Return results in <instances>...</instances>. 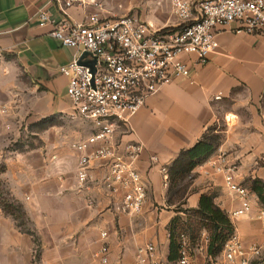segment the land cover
Returning a JSON list of instances; mask_svg holds the SVG:
<instances>
[{
    "label": "crops",
    "instance_id": "crops-1",
    "mask_svg": "<svg viewBox=\"0 0 264 264\" xmlns=\"http://www.w3.org/2000/svg\"><path fill=\"white\" fill-rule=\"evenodd\" d=\"M62 1L0 0V106L13 109L0 114V136L10 128L19 136L23 122L54 123L34 134L39 143L31 149L11 152L0 145V264H103L99 252L104 245L108 264H134L138 249L147 244L168 259L169 225L176 216L167 205L170 168L216 125L222 129L221 144L193 171L185 208L198 209L203 196H211L245 246L261 247L253 264H264V226L258 218L263 207L251 191L253 180L264 183V36L236 33L234 24L216 30L219 48L209 63L184 57L190 77L162 86L129 117V127L116 129L111 144L122 154L129 145L143 146L135 168L148 184L147 197L141 214L132 216L117 210L126 190L111 193L105 188L109 161L93 162V181L80 190V159L102 143L84 153L76 149L96 132L91 122L65 116L71 111L69 79L60 68L73 60L76 50L51 36V24L38 22L42 10L53 20L62 19L61 6L69 0ZM148 3L141 16L136 14L141 20L156 28L181 24L172 0ZM113 6L112 0H75L67 13L76 23L93 14L120 17ZM222 163L234 166L237 183L251 192L247 216L230 215L241 201L216 171ZM12 203L19 205L21 217L6 211ZM207 255L206 246L195 250L196 264H203Z\"/></svg>",
    "mask_w": 264,
    "mask_h": 264
},
{
    "label": "built area",
    "instance_id": "built-area-1",
    "mask_svg": "<svg viewBox=\"0 0 264 264\" xmlns=\"http://www.w3.org/2000/svg\"><path fill=\"white\" fill-rule=\"evenodd\" d=\"M53 1L63 4L62 0ZM74 3L75 0L65 1L59 21L42 10L38 22L40 26L51 24V36L63 47L76 50L73 60L60 68L61 74L69 79L67 93L71 111L65 116L89 121L96 129L76 149L84 153L90 145L102 143L95 152L80 159L77 169L80 190H85L93 181L91 164L107 160L105 188L111 193L121 188L126 190L117 210L139 215L148 189L147 182L135 168L143 146L129 145L126 154H122L111 144L116 129L120 124L129 127V117L137 114L162 86L177 78L190 77L191 69L184 57L196 56L201 65L209 63L219 48L216 30L234 24L236 33L264 36V0H173V14L181 22L175 28H156L136 15L93 14L83 23H76L67 13ZM84 54L87 56L83 62H95V73L80 64ZM6 110L7 107L0 106V114H5ZM215 169L223 174L228 192L241 201L240 208L232 212L231 217L247 216L253 206L251 192L237 183L236 168L222 163ZM88 204L93 205V200L89 199ZM258 218L264 226V208L259 210ZM101 238L106 240L108 234L103 232ZM182 238L177 262L163 258L157 246L147 244L138 249L134 264H196L194 252L197 249L190 247L186 236ZM205 243L198 249L208 248V238ZM108 254V247L104 245L99 252L103 264H108ZM261 254V247L245 246L235 230L222 253L216 257L208 254L203 264H253V258Z\"/></svg>",
    "mask_w": 264,
    "mask_h": 264
},
{
    "label": "trees",
    "instance_id": "trees-1",
    "mask_svg": "<svg viewBox=\"0 0 264 264\" xmlns=\"http://www.w3.org/2000/svg\"><path fill=\"white\" fill-rule=\"evenodd\" d=\"M42 131L54 125L49 119L41 122ZM222 140V129L217 125L211 127L202 139L190 150L183 151L174 162L169 171V189L171 185L178 186L183 180L191 176L193 171L200 165L204 164L218 150ZM251 191L256 194L260 204L264 208V183L261 180H253L251 182ZM169 207H172L171 201L168 200ZM12 209H21L17 205L10 204L6 206V211L10 214ZM184 212L179 209L177 213ZM192 221L180 224V218L175 217L169 225L170 246L168 260L177 262L180 258V251L183 244L182 236H186L189 240L191 248L193 244L185 233L195 234L203 229L208 234V254L212 257L219 256L229 238L233 235L235 228L229 215L221 210L214 202L211 196H203L198 209L190 210ZM15 215V212L12 214ZM18 215V214H17ZM16 215V216H17ZM21 216V215H20ZM19 217V216H18ZM190 221V220H189Z\"/></svg>",
    "mask_w": 264,
    "mask_h": 264
},
{
    "label": "rangeland",
    "instance_id": "rangeland-1",
    "mask_svg": "<svg viewBox=\"0 0 264 264\" xmlns=\"http://www.w3.org/2000/svg\"><path fill=\"white\" fill-rule=\"evenodd\" d=\"M150 1L152 0H112V2L115 4V6L112 7V10H114V13L118 16L136 15V14L141 16L142 10L146 9V6L149 5L148 2ZM5 74L6 76H8V72H5ZM12 91L13 90H11V92ZM15 96L16 95L14 94L11 95L13 100ZM7 106H5L7 107L5 114H7V112L8 114H12L13 111L12 107H10V105ZM42 127L43 125H41V123L28 124L27 122H23L22 126L18 127V130L21 132V134L17 136L16 132H14L12 128L7 129L8 131L6 135L0 136V145L2 144L5 145L4 148L7 151H11V152L15 151V149L19 151H25V148H27V150L31 149L39 143L38 137L35 136L34 134L42 132L43 130ZM191 184H192V175L187 177L185 180H183L178 186L171 185L172 187L168 192V200L172 202L171 205L176 213L175 217H179L181 219L179 222L180 224H182V222L186 224L188 222L190 224L192 221V217H191L192 214H190L191 212H189L191 209L185 208L187 197L190 193ZM12 204L17 207L16 203H12ZM167 205L169 207L168 203ZM179 209L184 210L186 213L184 212L177 213V210ZM10 211L12 214L15 212V215L18 214L19 217H21L18 209L14 210L11 208ZM185 234L190 238L194 249H198L199 247L205 245L206 244L205 239L208 238L207 232L203 229L199 230L195 234H191L189 232Z\"/></svg>",
    "mask_w": 264,
    "mask_h": 264
},
{
    "label": "water",
    "instance_id": "water-1",
    "mask_svg": "<svg viewBox=\"0 0 264 264\" xmlns=\"http://www.w3.org/2000/svg\"><path fill=\"white\" fill-rule=\"evenodd\" d=\"M86 56H87V54H84V55H83L80 64L90 67L91 70H92V72L95 73V68H94V66H95V62H83V59H84Z\"/></svg>",
    "mask_w": 264,
    "mask_h": 264
}]
</instances>
